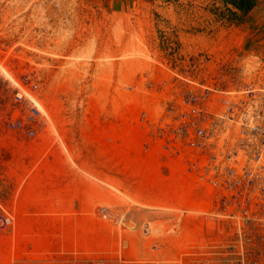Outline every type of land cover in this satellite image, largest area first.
<instances>
[{
    "label": "rangeland",
    "instance_id": "obj_1",
    "mask_svg": "<svg viewBox=\"0 0 264 264\" xmlns=\"http://www.w3.org/2000/svg\"><path fill=\"white\" fill-rule=\"evenodd\" d=\"M237 19L207 0H0V202L8 206L13 178L33 174L56 148L58 128L74 121L68 115L110 112L130 158H168L140 114L169 109L195 88L191 80L233 89L252 78L247 68L264 64V44L250 49ZM12 79L50 114L35 138L8 128L33 105L17 98ZM190 194V202L200 199L199 190ZM133 205L122 226L112 225L108 264H181L179 256L155 260L154 245L179 237L185 250L202 239V214L189 213L193 227L186 230L182 213L139 215ZM146 222L155 226L149 236Z\"/></svg>",
    "mask_w": 264,
    "mask_h": 264
},
{
    "label": "crops",
    "instance_id": "obj_2",
    "mask_svg": "<svg viewBox=\"0 0 264 264\" xmlns=\"http://www.w3.org/2000/svg\"><path fill=\"white\" fill-rule=\"evenodd\" d=\"M207 1L238 16L239 32L250 40V49L264 44V0ZM64 119L74 121L58 128L63 138L41 166L11 181L5 201L16 221L0 232V264H95L101 254L112 260V225L122 226L130 204L132 213L151 216L179 214L172 210L189 205L194 189L185 161L130 158L128 139L114 137L110 112ZM182 214L186 221L181 226L191 230L190 214ZM182 247L179 237L154 245V259L178 256Z\"/></svg>",
    "mask_w": 264,
    "mask_h": 264
},
{
    "label": "built area",
    "instance_id": "obj_3",
    "mask_svg": "<svg viewBox=\"0 0 264 264\" xmlns=\"http://www.w3.org/2000/svg\"><path fill=\"white\" fill-rule=\"evenodd\" d=\"M247 69L252 78L235 82L236 88L191 80L195 88L169 109L140 114L165 155L187 163L193 189L201 192L194 206L172 210L206 219L202 239L178 255L181 264L193 254V264H264V64ZM12 81L17 98L33 105L8 128L35 138L50 114L23 82ZM102 213L107 216L105 208ZM15 221L11 208L0 202V232ZM154 228L146 222L142 233L149 236ZM110 261L98 259L99 264Z\"/></svg>",
    "mask_w": 264,
    "mask_h": 264
},
{
    "label": "bare ground",
    "instance_id": "obj_4",
    "mask_svg": "<svg viewBox=\"0 0 264 264\" xmlns=\"http://www.w3.org/2000/svg\"><path fill=\"white\" fill-rule=\"evenodd\" d=\"M189 204H191V206H194V205H195V203H194V202H189Z\"/></svg>",
    "mask_w": 264,
    "mask_h": 264
},
{
    "label": "trees",
    "instance_id": "obj_5",
    "mask_svg": "<svg viewBox=\"0 0 264 264\" xmlns=\"http://www.w3.org/2000/svg\"><path fill=\"white\" fill-rule=\"evenodd\" d=\"M239 6H242V5L239 4Z\"/></svg>",
    "mask_w": 264,
    "mask_h": 264
}]
</instances>
